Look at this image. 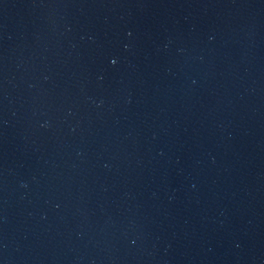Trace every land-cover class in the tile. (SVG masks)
Segmentation results:
<instances>
[{"label":"water","instance_id":"95a60500","mask_svg":"<svg viewBox=\"0 0 264 264\" xmlns=\"http://www.w3.org/2000/svg\"><path fill=\"white\" fill-rule=\"evenodd\" d=\"M0 264H264V0H0Z\"/></svg>","mask_w":264,"mask_h":264},{"label":"snow or ice","instance_id":"6c2138e0","mask_svg":"<svg viewBox=\"0 0 264 264\" xmlns=\"http://www.w3.org/2000/svg\"><path fill=\"white\" fill-rule=\"evenodd\" d=\"M113 63H115V61Z\"/></svg>","mask_w":264,"mask_h":264},{"label":"clouds","instance_id":"9594fccd","mask_svg":"<svg viewBox=\"0 0 264 264\" xmlns=\"http://www.w3.org/2000/svg\"><path fill=\"white\" fill-rule=\"evenodd\" d=\"M114 62V61H113Z\"/></svg>","mask_w":264,"mask_h":264}]
</instances>
